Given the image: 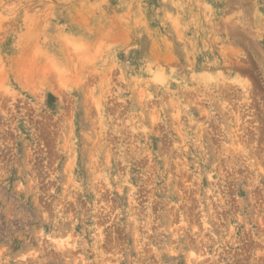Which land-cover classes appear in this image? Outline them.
<instances>
[{
    "label": "rangeland",
    "instance_id": "1",
    "mask_svg": "<svg viewBox=\"0 0 264 264\" xmlns=\"http://www.w3.org/2000/svg\"><path fill=\"white\" fill-rule=\"evenodd\" d=\"M0 264H264V0H0Z\"/></svg>",
    "mask_w": 264,
    "mask_h": 264
}]
</instances>
